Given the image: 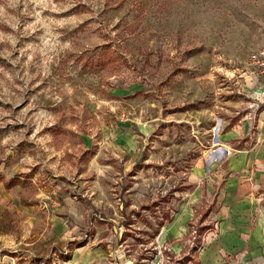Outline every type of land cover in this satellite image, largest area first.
<instances>
[{"label":"rangeland","instance_id":"rangeland-1","mask_svg":"<svg viewBox=\"0 0 264 264\" xmlns=\"http://www.w3.org/2000/svg\"><path fill=\"white\" fill-rule=\"evenodd\" d=\"M261 48L264 0H0V264H203Z\"/></svg>","mask_w":264,"mask_h":264},{"label":"crops","instance_id":"crops-1","mask_svg":"<svg viewBox=\"0 0 264 264\" xmlns=\"http://www.w3.org/2000/svg\"><path fill=\"white\" fill-rule=\"evenodd\" d=\"M257 129L260 141L264 111L257 115ZM232 137L228 132L223 139ZM223 159L227 162L226 178L216 198L222 243L206 249L204 263L264 264V153L260 148L237 149L233 154L226 151Z\"/></svg>","mask_w":264,"mask_h":264},{"label":"built area","instance_id":"built-area-1","mask_svg":"<svg viewBox=\"0 0 264 264\" xmlns=\"http://www.w3.org/2000/svg\"><path fill=\"white\" fill-rule=\"evenodd\" d=\"M247 65L250 69L257 71L264 80V48L250 52Z\"/></svg>","mask_w":264,"mask_h":264}]
</instances>
